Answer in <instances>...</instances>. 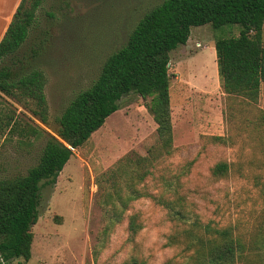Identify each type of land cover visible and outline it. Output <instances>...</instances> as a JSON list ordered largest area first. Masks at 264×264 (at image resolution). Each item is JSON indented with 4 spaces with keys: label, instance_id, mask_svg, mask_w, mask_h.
Masks as SVG:
<instances>
[{
    "label": "rangeland",
    "instance_id": "rangeland-1",
    "mask_svg": "<svg viewBox=\"0 0 264 264\" xmlns=\"http://www.w3.org/2000/svg\"><path fill=\"white\" fill-rule=\"evenodd\" d=\"M162 1L41 0L17 55L45 75L48 122L42 125L0 97V179L25 175L47 138L10 136L4 116L16 119L18 110L25 127L55 135L64 108ZM238 32L236 25L194 27L186 44L169 53L170 154L158 149L156 124L145 108L150 99L134 93L123 97L119 109L73 151L55 185L42 187L31 259L9 264H187L193 236L210 238L205 225L229 228L240 248L235 264H264V83L255 103L227 96L216 68L215 40ZM136 157H153L150 173L137 186L142 196L105 233L103 175L120 160ZM220 163L227 171L216 177L212 171ZM131 215L141 226L135 235L127 230Z\"/></svg>",
    "mask_w": 264,
    "mask_h": 264
},
{
    "label": "trees",
    "instance_id": "trees-1",
    "mask_svg": "<svg viewBox=\"0 0 264 264\" xmlns=\"http://www.w3.org/2000/svg\"><path fill=\"white\" fill-rule=\"evenodd\" d=\"M40 4L41 0H21L0 40V97L46 126L45 75L25 66V55H17L34 25ZM204 25L213 29L225 25L239 27L237 36L215 40L219 86L227 96L255 103L264 83V0H163L140 18L125 45L106 58L92 84L68 103L57 119L55 135L46 134L40 127H25L17 120L22 115L18 110H14L18 114L16 119L4 116L10 136L14 133L37 138L45 134L47 138L37 164L25 175L0 179V264L18 258L24 262L31 259L32 227L38 220L42 187L55 185L73 151L103 126L126 95L134 93L143 100L150 99L145 108L156 124L158 149L164 155L170 154L173 136L169 53L186 44L191 28ZM150 159L125 158L103 175L101 205L107 221L105 233L121 221L128 204L142 196L137 186L150 173ZM226 171V163H220L212 172L221 177ZM174 215L182 218L180 212ZM127 223L131 235L141 228L136 215L129 216ZM201 227L210 238L201 241V236H193L187 248L191 250L187 264H235L240 248L229 228ZM125 264L144 263L131 260ZM164 264L177 263L168 260Z\"/></svg>",
    "mask_w": 264,
    "mask_h": 264
},
{
    "label": "crops",
    "instance_id": "crops-1",
    "mask_svg": "<svg viewBox=\"0 0 264 264\" xmlns=\"http://www.w3.org/2000/svg\"><path fill=\"white\" fill-rule=\"evenodd\" d=\"M21 0H0V40L3 38Z\"/></svg>",
    "mask_w": 264,
    "mask_h": 264
}]
</instances>
